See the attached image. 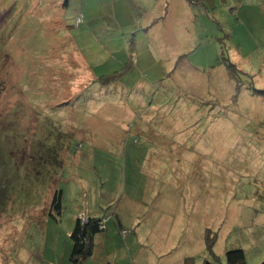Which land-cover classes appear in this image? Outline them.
I'll list each match as a JSON object with an SVG mask.
<instances>
[{"label": "rangeland", "instance_id": "obj_1", "mask_svg": "<svg viewBox=\"0 0 264 264\" xmlns=\"http://www.w3.org/2000/svg\"><path fill=\"white\" fill-rule=\"evenodd\" d=\"M89 214L82 264L264 262V0H0V264Z\"/></svg>", "mask_w": 264, "mask_h": 264}, {"label": "trees", "instance_id": "obj_2", "mask_svg": "<svg viewBox=\"0 0 264 264\" xmlns=\"http://www.w3.org/2000/svg\"><path fill=\"white\" fill-rule=\"evenodd\" d=\"M67 0H65L66 2ZM61 196L62 190L56 188L51 200V209L57 213L61 211ZM50 209L49 213L52 214ZM84 219L77 217L74 227L71 231L70 237L73 239V248L70 254V258L76 264H82L91 254L94 247V237L102 231L103 220L100 216L92 214L84 215ZM209 231H207V245L210 247L212 243V237ZM203 264H215L209 261H204ZM224 264H246L245 253L240 248H234L225 252Z\"/></svg>", "mask_w": 264, "mask_h": 264}, {"label": "crops", "instance_id": "obj_3", "mask_svg": "<svg viewBox=\"0 0 264 264\" xmlns=\"http://www.w3.org/2000/svg\"><path fill=\"white\" fill-rule=\"evenodd\" d=\"M101 233H102V231L94 237V247H95V244H96V240L99 238L98 235H101ZM97 237H98V238H97ZM94 247H93V251H94ZM93 251H92V254H93ZM92 254H91V255H92Z\"/></svg>", "mask_w": 264, "mask_h": 264}, {"label": "water", "instance_id": "obj_4", "mask_svg": "<svg viewBox=\"0 0 264 264\" xmlns=\"http://www.w3.org/2000/svg\"><path fill=\"white\" fill-rule=\"evenodd\" d=\"M259 264H264V262H261V263H259Z\"/></svg>", "mask_w": 264, "mask_h": 264}]
</instances>
